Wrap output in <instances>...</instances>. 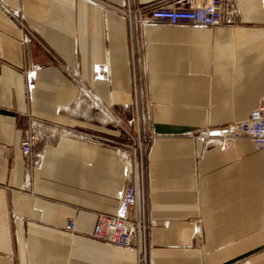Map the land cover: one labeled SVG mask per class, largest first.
I'll return each mask as SVG.
<instances>
[{"label":"crops","instance_id":"0c3cea01","mask_svg":"<svg viewBox=\"0 0 264 264\" xmlns=\"http://www.w3.org/2000/svg\"><path fill=\"white\" fill-rule=\"evenodd\" d=\"M121 1L1 0L38 43L24 60L18 28L0 8V264H136L133 250L88 236L97 214L116 211L129 155L88 136L115 138L112 123L135 117L138 105L153 135L147 264H264V149L191 135L245 119L264 96V0H233L230 25L144 26L135 47ZM28 119L38 133L30 168L19 151Z\"/></svg>","mask_w":264,"mask_h":264},{"label":"built area","instance_id":"2783aa9c","mask_svg":"<svg viewBox=\"0 0 264 264\" xmlns=\"http://www.w3.org/2000/svg\"><path fill=\"white\" fill-rule=\"evenodd\" d=\"M0 8L16 24L22 57L24 60H28L31 57V43L35 39L32 31L24 23L18 10L9 8L1 0ZM234 13L233 0H158L147 4H138L136 0H122L118 10V14L129 25L134 47L136 46L135 34L144 26L155 24L193 27L230 25L234 22ZM138 62L137 59L130 60V69L133 73L134 84H136L133 91L135 97V92L139 91L136 67ZM35 69L36 66L30 61L28 65L22 68L25 92L28 98L34 84ZM98 70L99 67L95 66L94 71L97 73ZM68 73L73 82L80 86L77 69H70ZM121 108L129 109L126 105L121 106ZM135 115L133 118L130 116L123 120L127 127L134 125L133 134L121 127L129 141L128 144L117 143L113 138L88 136L90 141L107 142L114 148L127 151L129 154L123 170L126 185L116 194V211L114 214H97L88 236L95 241L133 250L136 256V264H147L148 222L144 190L145 155L153 135L144 129L145 116L140 111L139 105ZM22 131V136L19 139V151L25 166L26 168L37 166L38 158L32 154V147L38 139V133L33 122L28 119ZM191 135L203 143H227L236 138H246L256 149H264V96L260 98L255 108L248 113L245 119L217 126H204L194 130ZM193 227V236L196 238L199 235V227L197 224H194ZM63 228L72 232L73 221L71 219L66 220Z\"/></svg>","mask_w":264,"mask_h":264},{"label":"rangeland","instance_id":"374dc122","mask_svg":"<svg viewBox=\"0 0 264 264\" xmlns=\"http://www.w3.org/2000/svg\"><path fill=\"white\" fill-rule=\"evenodd\" d=\"M34 41H36V40L34 39ZM36 43H38V42L36 41ZM140 93H141L140 91L135 92L136 97L134 96V98L137 99V100H139L140 99ZM112 124H113V126H115V128H116V130L118 132L117 135H116V137L113 138V139L117 143L128 144L129 141L127 140L126 135L124 134V132L121 130V127H124V129L126 131H130L132 134L134 133V129H132L129 126L128 127L125 126V123H124L123 119H120V120L117 119L116 122H114ZM121 148L124 149L122 146H121Z\"/></svg>","mask_w":264,"mask_h":264},{"label":"bare ground","instance_id":"6f19581e","mask_svg":"<svg viewBox=\"0 0 264 264\" xmlns=\"http://www.w3.org/2000/svg\"><path fill=\"white\" fill-rule=\"evenodd\" d=\"M34 76H35V73H34ZM120 248V247H119Z\"/></svg>","mask_w":264,"mask_h":264}]
</instances>
